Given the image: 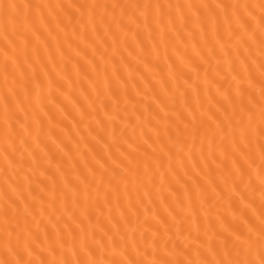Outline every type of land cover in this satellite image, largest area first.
I'll list each match as a JSON object with an SVG mask.
<instances>
[{
	"label": "snow or ice",
	"instance_id": "obj_1",
	"mask_svg": "<svg viewBox=\"0 0 264 264\" xmlns=\"http://www.w3.org/2000/svg\"><path fill=\"white\" fill-rule=\"evenodd\" d=\"M0 264H264V0H0Z\"/></svg>",
	"mask_w": 264,
	"mask_h": 264
}]
</instances>
